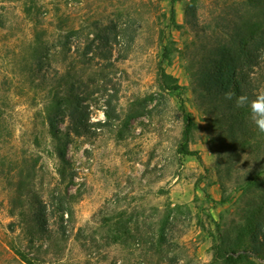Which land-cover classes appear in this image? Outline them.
<instances>
[{
    "label": "rangeland",
    "instance_id": "1",
    "mask_svg": "<svg viewBox=\"0 0 264 264\" xmlns=\"http://www.w3.org/2000/svg\"><path fill=\"white\" fill-rule=\"evenodd\" d=\"M189 1L175 0L172 24L170 0H0V264H25L14 247L54 264H223L213 260L219 233L244 244L251 213L264 203V172L258 185L246 182L255 152L238 158L221 144L195 101ZM192 1L211 40L227 39L251 7ZM111 23L127 25L134 39L126 47V36L109 35L114 64L103 73L118 88L119 116L106 121L95 53ZM248 68L264 89V55ZM83 88L79 106L103 124L78 136L67 114L70 95ZM57 106L61 140L47 123ZM36 199L50 210L58 200L71 205L66 235L34 230ZM55 221L49 215L54 230Z\"/></svg>",
    "mask_w": 264,
    "mask_h": 264
},
{
    "label": "trees",
    "instance_id": "2",
    "mask_svg": "<svg viewBox=\"0 0 264 264\" xmlns=\"http://www.w3.org/2000/svg\"><path fill=\"white\" fill-rule=\"evenodd\" d=\"M170 1V22L175 24V0ZM248 4L251 6L248 11L241 13L237 20L231 22L232 30L225 40L220 38L211 40L208 35L203 33L205 29H201L198 25L197 9L192 0L184 8V22L193 29L194 38L187 44L186 55L189 60V70L194 79L192 91L195 101L208 116V127L210 130L216 131L217 139L221 144L227 149L230 148L232 153L238 150V153L236 152L238 158L241 152H246L249 156L250 153L255 152L256 165L250 171L246 182L258 185L260 180L256 179V175L264 172V133L259 132L249 119L247 107L237 108L235 98L226 100L224 97V93L231 90L237 96L247 94L251 99L260 87L259 83L250 75L248 67L259 66L264 55V0H249ZM106 28L108 33L102 36V49L96 51L95 54L98 57L97 61L100 60L103 63L98 70L102 79L99 87L107 94L104 113L106 121H110L117 119L119 115L116 112L118 88L113 83L110 86L111 79L103 73L104 69L110 68L114 64L111 60L113 44L110 42L109 35L112 34L114 39L116 34L121 33L126 36V47L130 46L134 35L128 32L127 25L111 23ZM94 39L92 38L87 43L84 54L93 49ZM126 53L127 50L122 54L119 52L118 58H125ZM93 58L90 56L87 59L91 62ZM61 80L62 77L58 76L56 79L58 87L63 85ZM42 83L44 86L49 85L46 84L45 76L42 78ZM73 84L69 89H76ZM53 86L51 84L50 87ZM110 89L112 90L110 91ZM86 93L83 88L72 96L70 95L71 99H74V103L67 114L71 125L69 131L78 136L92 135L95 133L91 129L92 125L103 124L90 122L88 112L83 106H79ZM59 110L60 107L57 106L47 116L49 133L55 140H61L62 136L66 135V132L62 133L56 126ZM185 153L197 155L191 150H186ZM58 156L61 161H67L64 148L58 150ZM197 158H199L198 155ZM224 158V156L221 157V159ZM60 173L64 175L66 172L62 169ZM72 176L73 174L70 173V177ZM35 202L36 208L32 214L34 230L46 239L52 237L53 231L66 235L68 230L66 223L74 216L71 205L64 200H58L50 210L46 202L40 199H36ZM49 215L56 219V230L48 223ZM251 217L253 220L245 228L246 239L240 248H238V245L241 244L240 238L236 240L229 233L218 234L219 242L216 245L213 244V260L224 262L223 264H264V203L252 211ZM13 249L25 264H54L38 260L18 247Z\"/></svg>",
    "mask_w": 264,
    "mask_h": 264
},
{
    "label": "clouds",
    "instance_id": "3",
    "mask_svg": "<svg viewBox=\"0 0 264 264\" xmlns=\"http://www.w3.org/2000/svg\"><path fill=\"white\" fill-rule=\"evenodd\" d=\"M224 97L226 100L235 98V106L237 108L247 107L249 109V119L259 132L264 133V89L258 90L251 99L247 94L237 96L231 90L226 91Z\"/></svg>",
    "mask_w": 264,
    "mask_h": 264
}]
</instances>
